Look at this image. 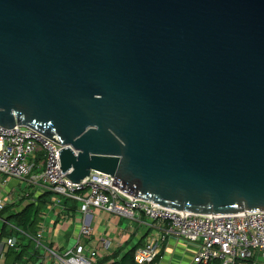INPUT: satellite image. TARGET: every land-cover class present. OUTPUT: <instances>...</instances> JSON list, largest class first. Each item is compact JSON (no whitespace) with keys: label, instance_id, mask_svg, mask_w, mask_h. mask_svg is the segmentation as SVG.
Here are the masks:
<instances>
[{"label":"water","instance_id":"water-1","mask_svg":"<svg viewBox=\"0 0 264 264\" xmlns=\"http://www.w3.org/2000/svg\"><path fill=\"white\" fill-rule=\"evenodd\" d=\"M0 126L59 144L71 183L264 212V0H0Z\"/></svg>","mask_w":264,"mask_h":264},{"label":"built area","instance_id":"built-area-1","mask_svg":"<svg viewBox=\"0 0 264 264\" xmlns=\"http://www.w3.org/2000/svg\"><path fill=\"white\" fill-rule=\"evenodd\" d=\"M61 150L59 144L31 129L0 126V175L23 182L27 187L42 186L54 196L76 201L85 217L92 209H97L131 220L143 214L151 223L163 224L164 235L156 236L135 250L134 264H155L168 237L198 243L193 264H264V212L229 215L174 212L122 196L117 188L111 187L112 178L99 172H91L78 184L71 183L60 170L58 152ZM31 159H35V163H31ZM5 204L6 199L0 198V211ZM91 235V227L84 222L75 247L62 254L51 250L50 256L56 259V264H95L96 252L85 250L81 245V241ZM41 238L39 233L38 245ZM14 246L12 238H4L0 242V258Z\"/></svg>","mask_w":264,"mask_h":264},{"label":"crops","instance_id":"crops-1","mask_svg":"<svg viewBox=\"0 0 264 264\" xmlns=\"http://www.w3.org/2000/svg\"><path fill=\"white\" fill-rule=\"evenodd\" d=\"M31 161V163H35L34 159ZM22 183L16 180H7L3 175H0V198L6 199L2 211L13 205V210L20 212L27 204H38V200L43 199L37 230V233H41L42 236L40 245L37 244L36 239L33 240L42 255L36 264H56V259L50 256L49 251L54 250L58 254H62L73 249L77 242L79 229L84 222L91 227L92 235L89 239L82 240L81 245L85 250L96 252V263L112 258L118 252L121 257L126 251L142 247L156 236L164 235V225L151 223L143 214H140L135 220H131L102 210L92 209L85 217L80 212V203L54 196L42 186L27 187ZM24 192L28 194L25 195ZM6 218V214L0 215V231ZM10 238L16 242L15 236ZM197 250L198 243L168 237L161 246L155 264H193V257ZM26 259L28 258L26 257ZM3 263L4 257L0 258V264ZM26 264H32V262L28 261Z\"/></svg>","mask_w":264,"mask_h":264},{"label":"trees","instance_id":"trees-1","mask_svg":"<svg viewBox=\"0 0 264 264\" xmlns=\"http://www.w3.org/2000/svg\"><path fill=\"white\" fill-rule=\"evenodd\" d=\"M42 200H38V204H27L20 212L13 210V205H10L0 213V215L6 214L7 216L0 231V240L7 236L16 237L14 248L8 249L4 254L3 264H26L28 261L36 264L42 258L39 247H36L33 241L38 234ZM72 209L75 210V208ZM10 224L14 228H11ZM135 250H128L121 257H119L118 252L114 257L103 259L96 264H134L133 255Z\"/></svg>","mask_w":264,"mask_h":264},{"label":"rangeland","instance_id":"rangeland-1","mask_svg":"<svg viewBox=\"0 0 264 264\" xmlns=\"http://www.w3.org/2000/svg\"><path fill=\"white\" fill-rule=\"evenodd\" d=\"M32 162V161H31ZM34 162H35V159H34ZM37 173H41V171H37ZM22 184H24V183H22ZM24 196V195H23ZM20 206V205H19ZM18 208V207H17Z\"/></svg>","mask_w":264,"mask_h":264}]
</instances>
